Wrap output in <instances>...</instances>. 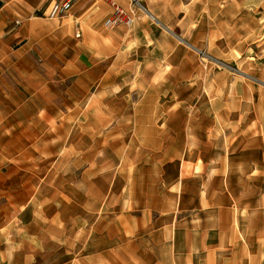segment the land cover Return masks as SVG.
I'll return each instance as SVG.
<instances>
[{
	"label": "crops",
	"instance_id": "obj_1",
	"mask_svg": "<svg viewBox=\"0 0 264 264\" xmlns=\"http://www.w3.org/2000/svg\"><path fill=\"white\" fill-rule=\"evenodd\" d=\"M54 1L0 0V264H264V0Z\"/></svg>",
	"mask_w": 264,
	"mask_h": 264
},
{
	"label": "built area",
	"instance_id": "obj_2",
	"mask_svg": "<svg viewBox=\"0 0 264 264\" xmlns=\"http://www.w3.org/2000/svg\"><path fill=\"white\" fill-rule=\"evenodd\" d=\"M76 0H57L54 1L49 8L47 17L49 18H60L69 13L72 9L73 3ZM132 6L134 9H142L143 6L140 0H132ZM136 17L135 11L132 13H128L121 6L116 5L114 9L113 15L105 21V25L114 26L121 22H132ZM200 56L202 57V61H209L211 59L210 55L205 51L200 52Z\"/></svg>",
	"mask_w": 264,
	"mask_h": 264
},
{
	"label": "rangeland",
	"instance_id": "obj_3",
	"mask_svg": "<svg viewBox=\"0 0 264 264\" xmlns=\"http://www.w3.org/2000/svg\"><path fill=\"white\" fill-rule=\"evenodd\" d=\"M203 62V61H202ZM206 63H204L203 62V64L204 65H208V64H210V62L209 61H205ZM223 65H221L222 66V68H225V63H222ZM228 66V65H227ZM56 148V147H55ZM170 209V208H169ZM137 214H140V212H138ZM154 215L155 216H157V215H159V214H157V213H154ZM173 215V214H172ZM181 215V217L182 216H184L185 215V213H179V216ZM245 241H249L248 239H246ZM242 243V242H241ZM249 243H251V241L249 242ZM255 243V242H254ZM262 244H263V242H262ZM262 250H261V253H263V255H264V247L263 248H261ZM232 250H233V253H234V255L233 256H230V259H224V257H225V252H226V256H228L229 254H228V252L227 251H223V252H221V254L219 253V257L217 258V261L218 262H225V263H228V264H232V262H234V260H233V258L234 257H237V255H235V253H237V252H239L238 253V255H240L241 257H243V258H245V261H247V262H250L251 260H253V254H252V252H254V251H256L257 249H255V248H245V246H239V247H237L236 248V250L235 249H229V252L230 253H232ZM250 252H249V251ZM209 252L208 251H205V252H203L202 250H200V253L197 255V257H196V260H197V262H199L200 264H206L207 262H209V257L207 256V254H208ZM138 261V260H137ZM119 264H125V256H122V261H121V263H119Z\"/></svg>",
	"mask_w": 264,
	"mask_h": 264
}]
</instances>
